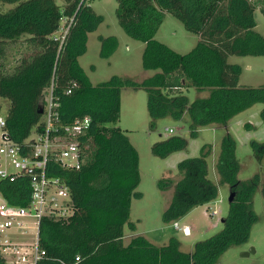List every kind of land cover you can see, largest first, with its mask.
<instances>
[{"label":"trees","instance_id":"obj_1","mask_svg":"<svg viewBox=\"0 0 264 264\" xmlns=\"http://www.w3.org/2000/svg\"><path fill=\"white\" fill-rule=\"evenodd\" d=\"M116 2L121 28L144 43L142 69L155 71L139 81L112 75L92 84L77 60L86 50L87 33L101 22L87 0H64L62 7L54 0H0L13 5L0 9V114L1 99H7L10 105L3 115L11 137L21 141L33 127H39L42 112L38 111L44 90L51 83L59 101L61 122L83 116L91 120L83 138L79 169L55 168L54 174L62 177L69 188L73 213L66 218L41 219L38 234L44 258L40 264H218L227 249L247 242L258 220L253 200L262 185L261 175L256 172L249 178H238L241 166L235 155L236 144L226 131L219 142L216 183L209 177L206 144L199 156L178 162L180 177L158 181L161 189H172L162 213L166 222H176L192 208L212 201L219 186L228 187L232 198L221 218V230L195 241L189 251L183 250L174 236L156 243L136 234L124 242V225L129 223L131 231L135 228L129 216L140 174L138 152L126 130L117 125L120 96L124 88H143L151 126L156 119L169 117L186 123L191 134L207 125L226 129L234 115L254 103H264V83L238 84L240 67L227 59L234 54L264 55V37L255 30L254 17L256 9L264 16V0ZM165 13L197 35L196 44L188 52L178 53L154 38ZM63 20L69 26L61 39L54 33ZM22 36L28 54L4 69L8 45ZM97 37L100 54L109 55L116 38ZM189 87L199 93L192 100L184 93ZM259 115L264 121V107ZM186 145L185 137L169 136L154 142L151 152L165 157ZM252 146V156L260 164L264 141H253ZM262 186L264 197V182ZM0 196L10 204L27 206L28 179L0 180Z\"/></svg>","mask_w":264,"mask_h":264},{"label":"rangeland","instance_id":"obj_2","mask_svg":"<svg viewBox=\"0 0 264 264\" xmlns=\"http://www.w3.org/2000/svg\"><path fill=\"white\" fill-rule=\"evenodd\" d=\"M62 7L64 0H54ZM94 12L101 16V22L94 31L87 33L86 50L77 60L92 84L107 80L112 75H122L140 80L152 75L155 70L142 69L141 53L144 43L130 37L125 33L117 21L116 0H87ZM12 4L0 3V9L6 10ZM1 10V11H2ZM256 20L255 30L264 37V16L260 10L254 12ZM62 28L55 31L60 36ZM101 36H114L116 45L112 52L104 56L100 54L101 46L98 39ZM20 41L8 45L4 69L16 64L23 54H28L24 42ZM154 38L178 53L188 52L197 42V35L185 29L183 24L169 13L157 29ZM228 62L240 67L238 84L256 86L264 83V55H229ZM177 89H174V91ZM184 93L190 100L199 93L189 87ZM1 113L4 114L10 105L7 99H1ZM264 103L257 102L247 109L234 115L228 126L218 127L207 125L199 128L196 134L189 132L186 123L173 120L169 117L156 119L151 126L147 110V93L143 88H124L120 96V115L117 125L126 130L130 142L139 155L140 181L131 198L129 220L135 225L134 231L143 234L156 243H163L170 236L176 237L183 250L189 251L195 241L203 240L222 228L221 218L228 209V187L219 186L215 198L207 203L192 208L184 216L176 220L182 230L172 227L173 222H166L162 217L167 207L172 189L163 190L158 184L164 177L176 180L181 176L177 169L180 160L200 155L201 147L208 146L207 165L209 177L216 183L218 173L216 159L219 152L221 136L227 131L235 141V155L241 169L238 178H249L256 172L261 175V184L264 182V158L259 164L252 156L254 148L252 142L264 141V121L259 112ZM247 124H249L247 126ZM167 129H171L168 131ZM169 136H182L187 139L184 149L174 151L165 157L155 156L151 152V145ZM254 195L253 210L258 220L252 225L247 242L227 249L221 256L218 264H264V197L261 187ZM2 200L0 196V201ZM213 210L215 213H213ZM34 221V219H29ZM190 228H189V227ZM193 227V228H191ZM132 227L129 223L124 225V242L130 238L128 233ZM28 230L25 234L15 233L12 230L0 234V241L32 242ZM251 250L248 255L243 252Z\"/></svg>","mask_w":264,"mask_h":264},{"label":"built area","instance_id":"obj_3","mask_svg":"<svg viewBox=\"0 0 264 264\" xmlns=\"http://www.w3.org/2000/svg\"><path fill=\"white\" fill-rule=\"evenodd\" d=\"M68 26L69 23L65 25L63 20L61 39ZM65 92L69 93L70 90ZM58 107L59 101L51 83L43 93L39 127H33L21 141L11 137L5 117L0 114V180L12 182L18 178H27L30 185L27 206L10 204L1 197L0 234L12 230L22 235L31 230L32 239V242L0 241L3 264H40L44 258V250L39 247L41 219L44 216L66 218L73 213L69 188L54 171L56 167L62 170L79 169L83 156V138L90 128L91 120L83 116L63 123ZM30 218L34 221H29ZM172 226L182 230L177 222H173Z\"/></svg>","mask_w":264,"mask_h":264},{"label":"water","instance_id":"obj_4","mask_svg":"<svg viewBox=\"0 0 264 264\" xmlns=\"http://www.w3.org/2000/svg\"><path fill=\"white\" fill-rule=\"evenodd\" d=\"M38 112H39V113L42 112V107L39 108V111H38ZM231 198H232V192H229V194H228V201H230ZM251 250H253V249L251 248L249 251H245V252H243L242 255H248V253H249Z\"/></svg>","mask_w":264,"mask_h":264},{"label":"crops","instance_id":"obj_5","mask_svg":"<svg viewBox=\"0 0 264 264\" xmlns=\"http://www.w3.org/2000/svg\"><path fill=\"white\" fill-rule=\"evenodd\" d=\"M173 227V226H172ZM189 227V226H188ZM190 228V227H189ZM191 228H193V227H191ZM136 234H139L137 231H131L130 233H128V236H133V235H136ZM124 238H125V236H124ZM166 242V241H165Z\"/></svg>","mask_w":264,"mask_h":264}]
</instances>
